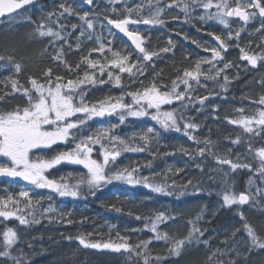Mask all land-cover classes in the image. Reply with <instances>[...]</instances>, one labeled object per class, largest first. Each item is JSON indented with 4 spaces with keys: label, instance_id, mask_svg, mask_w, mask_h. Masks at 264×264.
Segmentation results:
<instances>
[{
    "label": "trees",
    "instance_id": "obj_1",
    "mask_svg": "<svg viewBox=\"0 0 264 264\" xmlns=\"http://www.w3.org/2000/svg\"><path fill=\"white\" fill-rule=\"evenodd\" d=\"M57 3L62 5L59 10H57ZM93 10V6L88 7L78 0H41L40 7L29 10L25 21L9 22L8 19L0 21V58L11 61V64L1 65L0 75L7 74L5 69L9 67L11 76L23 77L22 79L12 78V84L24 82L29 84L33 80L47 81L56 75L85 74L80 71L88 67L86 65L78 63L62 65L55 62L58 57L55 51L56 46L50 42L53 39H48L44 31H38V28L42 25H46L45 27L50 30L55 28L57 24L54 18L57 16L60 27L71 29L79 14ZM101 11L103 10L99 9L97 12ZM39 13H42L40 19ZM68 32L60 31L58 35L61 38ZM50 34L53 35L55 32ZM254 40L261 46L264 44L260 33L254 37ZM76 41L78 45L63 38L59 43L60 54H64L69 60L89 58L92 57L91 53L93 58L106 59L119 52L115 49V45L112 46L113 43L100 51L95 49L92 52V48L88 47V44L85 45L82 38ZM115 43L117 44L116 41ZM130 49L124 45L121 54L127 58H136L134 51ZM170 61L173 59L171 58ZM189 61V67L196 63V60ZM198 65L200 66V63ZM101 67L109 68L105 65ZM100 72L98 71L97 75ZM158 74L165 75L162 71H158ZM148 76V69L140 73V89L152 84L149 81L151 74ZM98 91H93V95L90 96L93 106H97L96 102L104 97L114 96V94L108 95L109 91L102 96ZM159 147L174 149L172 146L159 145ZM202 153L220 164L229 166V174L232 176L230 184L233 183L234 191L242 190L237 185H242L251 174L264 176V163L233 162L207 153L206 149L202 150ZM155 159L157 160L158 157ZM178 161L179 166L170 165L171 172L174 170L175 173L184 165L183 160ZM123 163L125 171L135 174L136 164L133 158H125ZM112 168L108 174L109 182L102 190L93 192L87 185L83 186L84 199L73 201L78 204L74 212L71 211V215H68L74 216L75 222L71 224V227L74 228L76 236L87 235L88 238H98L104 242L113 241L124 244L126 247L124 251L127 252L123 257L117 258L121 261L117 262L115 259L106 264H222L224 242H220L215 237H209L208 232L227 218L234 216L235 207L221 208L218 211L213 208L212 198L216 195L202 186L209 173L204 174L205 177L202 176L197 181L198 187L191 184L181 185L182 183L177 185L169 182L168 178L157 179L155 176L154 179L149 175L143 183H153L166 190L167 194L170 192L169 196L164 198L161 192L153 193L145 185H137L135 180L140 178L134 177L131 183L121 181L122 179L118 176V163H115ZM84 203H89L91 206L86 209ZM258 222L264 226V214ZM67 263L69 264V261ZM255 264H264V254L259 255Z\"/></svg>",
    "mask_w": 264,
    "mask_h": 264
},
{
    "label": "rangeland",
    "instance_id": "obj_2",
    "mask_svg": "<svg viewBox=\"0 0 264 264\" xmlns=\"http://www.w3.org/2000/svg\"><path fill=\"white\" fill-rule=\"evenodd\" d=\"M169 1L170 6H174L185 13L192 14L195 10L206 8L211 3L208 0L202 2V0H166ZM226 1L225 0H214V5L218 7V15H220ZM200 13H206V10L202 9ZM161 15V9H157L152 6L147 12L143 14V18L157 19ZM217 19V14L214 15ZM145 27V26H144ZM252 75L243 83L242 89L235 93V95H219V86L215 81H209L207 90L201 88L198 93L192 94L195 90L196 85L202 77H196V79L186 80L184 82V91L188 95H195L196 102H199L198 107H189L185 109L187 115H190L192 121H186L189 128H193L192 134L195 135L199 142L187 140L182 143L181 147L175 149H160L159 143H146L147 147H140L139 153L136 155L140 158L141 163L139 169L142 172V178L146 179L148 175L156 176L157 179H170L174 180L177 185L191 184L194 187H198L197 181L202 176L205 177L207 173L209 176L202 183V186L208 192L215 194V198H212L213 208L218 211L221 208L234 207L235 213L230 219L226 220L218 230H214L216 235L221 236V240H230L228 244L223 248L225 253V264H249L252 262L255 264L258 261V257L262 252V245L264 244V226H261L258 222L264 214V204L261 203L260 193L261 189L264 188V180L261 181L256 179H249L247 183L243 184L242 188L247 192L253 200H251V206H241L237 202L238 191H234L232 184H230L229 166L220 164L213 159L207 157L202 153V150L207 149L213 155L229 159L233 162H248L252 163V160L248 158V150L254 153V156L258 160L264 161V93L257 92V89L264 88V57L262 62L257 66L256 69H250ZM215 72H220V69H216ZM196 80V81H195ZM256 83V84H255ZM77 82L63 83L59 81L53 87L52 83L47 85H38L35 88L37 91L38 100L32 104H27V111L31 112L38 110L47 115L50 106L55 107V112L61 114L64 110H68L71 107L73 100V91L76 89ZM261 90V89H259ZM157 94L151 90L145 95L140 96V100L149 98L150 103L157 102ZM59 98V99H58ZM161 99H164L162 95ZM58 101L57 103H53ZM252 103H258L262 107ZM59 104V105H58ZM107 106H104L106 109ZM34 109V110H33ZM50 110V109H49ZM64 115V114H63ZM60 115V116H63ZM168 117L171 119V113L169 112ZM170 115V116H169ZM85 118L79 116L77 123L84 125ZM173 123V121L171 122ZM85 130H75V138L79 139V142L88 144L90 139L101 140V135L98 132L92 130H86V127H81ZM252 137V144L247 145ZM66 137L63 133H54L50 131V135L46 137L45 144L54 143L57 138ZM108 139L107 135H104ZM96 140V141H97ZM165 142V141H164ZM163 142V144H164ZM167 143V142H166ZM245 145V146H244ZM57 144H53V150L58 151L56 148ZM82 145L79 153L85 150H92L91 147L87 149ZM65 150V154L70 158H76L79 154L77 147L69 146L62 147ZM52 156V157H51ZM154 156H158V159H154ZM60 157L58 153L46 152L44 160L50 161ZM82 164H84V156H81ZM183 160V169H179L174 173V170L170 169V165L179 166ZM130 164V162H129ZM181 166V167H182ZM198 169L200 171H198ZM79 171H70L66 175H63L59 185V195L63 199H76L80 196V186L84 181H87L91 186H96L101 183L105 177L97 171L96 166L90 164L89 170L85 173ZM205 174V175H204ZM122 177H127L130 181L131 175L128 173H121ZM85 177V178H84ZM75 178L77 181L70 180ZM141 184V183H140ZM49 209L47 208L46 211ZM29 221L25 218L21 221L20 225L14 227L8 235H13L12 239L5 243L6 248L15 244V251L20 250V246L17 243L20 239L25 244H32V238L29 232L26 230L24 225ZM49 248L39 245V250L36 252L41 254L47 251H52L53 255L48 256L40 264H53L56 259V264H79L84 262V256L79 257V261L75 262L78 258L77 253L82 251L78 246L72 247L70 250L63 249L59 251L62 245L50 243ZM35 254V252H34ZM5 252H0V264H10L2 260ZM59 256L58 258L56 256ZM39 258V257H38ZM27 260H19L15 258L13 263L15 264H27ZM71 262V263H70Z\"/></svg>",
    "mask_w": 264,
    "mask_h": 264
},
{
    "label": "flooded vegetation",
    "instance_id": "obj_3",
    "mask_svg": "<svg viewBox=\"0 0 264 264\" xmlns=\"http://www.w3.org/2000/svg\"><path fill=\"white\" fill-rule=\"evenodd\" d=\"M228 2L231 5V3L235 2V0H228ZM260 3L264 6V0H260ZM250 20L255 22H263L264 18L258 17L255 14H251ZM191 29L195 33L200 30L195 28ZM210 31L213 32L215 30L211 29ZM231 32L235 34V28L232 27ZM214 45L218 47L216 44ZM225 50L226 49H224V52L221 50L218 52L212 50V53H207L212 58L218 59L222 57L223 60L229 58L230 62H234V50H231L229 53ZM191 53V51H182L180 53L175 51L170 54L169 59L162 61L164 64L162 70H158L156 66L150 68V72L154 74V77L158 71L164 72L165 75L163 78L168 84V89H166L167 94H173V91L170 90L172 81H179V83H182L187 78L186 57ZM207 53L205 54L207 55ZM171 58L173 61H170ZM120 64L131 65L132 68L118 69V71L121 72L119 91L123 93L124 90L128 91L130 88L136 90L138 88L136 79L138 77L139 61L137 59H121ZM231 75L233 77L234 72H232ZM249 75L250 74H247L245 77ZM131 77L133 79L132 81ZM3 87L5 90H3ZM10 87V84H5L4 86L0 84V168L26 170L40 174L42 176L41 180L36 185H30V187L36 188L39 191L43 190L44 188L48 189L49 185L56 183L54 180L56 173L54 168L44 169L42 159L44 147L43 143H41L43 140V133H41L42 135L39 134V131L43 126L38 122H34L32 125L28 124L24 109L26 95L24 93L22 96L12 97ZM179 87H181V85H179ZM233 92L234 91L231 93L233 94ZM137 96L138 93H136L134 96L135 101H137ZM171 98H176V96L172 95ZM187 99L188 98L186 97L185 100ZM191 100L193 101V99ZM137 121L138 110L136 115L133 117V124H136ZM138 137L139 136L137 134V140ZM8 148H10V150ZM28 152H35L34 155L31 156V158H36L34 160V164L28 163ZM57 162L58 161L54 163V167L56 168L60 167L61 164H64L66 167L72 166L66 164L65 162H61L59 164H57ZM44 177H46L45 180ZM28 187L29 185L26 183H20L5 176H0V227L5 228L7 224L16 222V218L20 216L21 212L29 204L34 206L35 204L38 205L41 203L42 199H40L39 196H36V201H34V197L29 199L25 192H21L22 189H26ZM11 215H14L15 219H12ZM38 228L39 227H37L36 230H38ZM33 238H35V236H33ZM94 250L95 249H92L93 252H98L100 255L103 253H109L101 249Z\"/></svg>",
    "mask_w": 264,
    "mask_h": 264
},
{
    "label": "water",
    "instance_id": "obj_4",
    "mask_svg": "<svg viewBox=\"0 0 264 264\" xmlns=\"http://www.w3.org/2000/svg\"><path fill=\"white\" fill-rule=\"evenodd\" d=\"M30 1L31 0H23L19 3H15L12 0H0V17L8 12V8L10 9V7H12V6H13V8L21 7V6L29 3ZM261 13L264 14L263 11H261ZM229 15H231L232 17L241 18V19H243V21L246 20V13L242 9L232 8V9H230ZM112 25L115 29L123 32L128 37V39L134 44V46L137 49H139L140 51L143 50V48L141 46L142 41H141L140 37H137V39H136V37L133 34L127 33L125 31L126 22H115ZM19 178L22 180H28V181H35L36 180V177H31V175L29 173H23ZM238 200L241 203H245L247 201V196L245 194H240Z\"/></svg>",
    "mask_w": 264,
    "mask_h": 264
},
{
    "label": "bare ground",
    "instance_id": "obj_5",
    "mask_svg": "<svg viewBox=\"0 0 264 264\" xmlns=\"http://www.w3.org/2000/svg\"><path fill=\"white\" fill-rule=\"evenodd\" d=\"M177 65V64H176ZM170 71V70H169ZM155 73V72H154ZM169 150V149H168ZM166 201V200H165ZM137 207V206H136ZM191 216V215H190ZM179 234V233H178ZM217 244V243H216ZM223 244V243H222ZM199 249V248H198ZM197 251V250H196ZM189 254V253H188ZM185 260V259H184ZM192 264V263H191Z\"/></svg>",
    "mask_w": 264,
    "mask_h": 264
}]
</instances>
